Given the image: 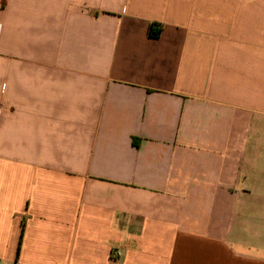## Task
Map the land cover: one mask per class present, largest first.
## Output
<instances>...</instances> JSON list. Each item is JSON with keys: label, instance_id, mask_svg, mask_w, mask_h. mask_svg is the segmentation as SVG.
Instances as JSON below:
<instances>
[{"label": "crops", "instance_id": "crops-1", "mask_svg": "<svg viewBox=\"0 0 264 264\" xmlns=\"http://www.w3.org/2000/svg\"><path fill=\"white\" fill-rule=\"evenodd\" d=\"M0 264H264V0H0Z\"/></svg>", "mask_w": 264, "mask_h": 264}, {"label": "built area", "instance_id": "built-area-1", "mask_svg": "<svg viewBox=\"0 0 264 264\" xmlns=\"http://www.w3.org/2000/svg\"><path fill=\"white\" fill-rule=\"evenodd\" d=\"M120 254H121L120 252H116L115 255H113V257L116 258V257L119 256Z\"/></svg>", "mask_w": 264, "mask_h": 264}]
</instances>
